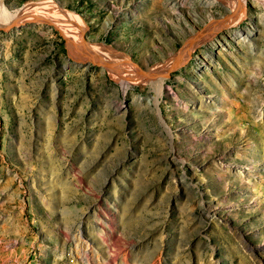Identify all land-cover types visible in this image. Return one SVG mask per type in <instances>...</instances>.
Returning <instances> with one entry per match:
<instances>
[{
	"label": "rangeland",
	"instance_id": "obj_1",
	"mask_svg": "<svg viewBox=\"0 0 264 264\" xmlns=\"http://www.w3.org/2000/svg\"><path fill=\"white\" fill-rule=\"evenodd\" d=\"M235 1L1 0L110 58L0 26V264H264V0Z\"/></svg>",
	"mask_w": 264,
	"mask_h": 264
},
{
	"label": "bare ground",
	"instance_id": "obj_2",
	"mask_svg": "<svg viewBox=\"0 0 264 264\" xmlns=\"http://www.w3.org/2000/svg\"><path fill=\"white\" fill-rule=\"evenodd\" d=\"M244 8H245V0H236L235 3H234L233 9L229 12V15H227V17H226L227 18L226 19L227 20L226 24L234 22L233 21L234 18L239 16ZM34 12H36L35 9L31 10L29 13L33 14ZM30 14H28L29 15L28 17L31 16ZM38 15H40V16H38ZM38 15L36 17L42 18V19H46V20H51V22H54V23L56 22L57 24L61 25V27H62L61 29H63L62 32H64V30H65V32H67L68 36H71V34H72V36H73L72 38L71 37H66V44H67V46L69 48L75 46V50L77 51V49H79L81 47L83 49L82 53H84L87 56L90 54V55H92L93 57H95L97 59H109L110 58V57H108L109 55L107 54V50L110 49V48H108V47L100 48L102 46H99L97 44L85 41V39L83 37V33H84L83 31L84 30L82 29L81 25H79V26L77 25L76 26V20H75L74 17H72L73 15L72 16L66 15V17L63 16L61 18L62 22H60L57 19H55V17L54 18H50V16L48 17V15H51V14L50 13L49 14L48 13H44V11L40 12ZM24 16H26L25 12H24ZM7 17H10V16H6L3 13V11L1 10V0H0V23L7 22L8 20L5 19ZM216 24H219V23H216ZM190 43H192V42H190ZM73 51L74 50H72V52ZM69 53H71V52H69ZM108 63L109 62L107 60V64L104 63V65H106V67H108V68H111V66ZM166 70L167 69L163 70V72H165ZM131 73L132 74H136V75L139 74L140 76H142V77L145 76L147 78H152V77L156 76L155 74H153V71L148 72L147 74L146 73L144 74L142 72L132 70Z\"/></svg>",
	"mask_w": 264,
	"mask_h": 264
},
{
	"label": "water",
	"instance_id": "obj_3",
	"mask_svg": "<svg viewBox=\"0 0 264 264\" xmlns=\"http://www.w3.org/2000/svg\"><path fill=\"white\" fill-rule=\"evenodd\" d=\"M60 11L61 13L66 17L65 13H64V9L60 6H56ZM41 9H38L36 12H34L30 17H26L24 18L20 23H16V22H3V23H0V26H5V27H17L19 25H21L23 22H28L30 20H32V18H34L35 16H37L39 13H40ZM83 49L80 47L79 48V52L82 53ZM94 62H97V63H100L102 64L103 62L101 61H94ZM117 62V61H115ZM119 62V61H118ZM121 62V61H120ZM119 62V63H120ZM130 64L132 65H135V63H132L130 62ZM142 72H144V70H141ZM164 79V77H161L159 79H156V80H151V79H147L148 82H152V83H157L159 81H162Z\"/></svg>",
	"mask_w": 264,
	"mask_h": 264
}]
</instances>
